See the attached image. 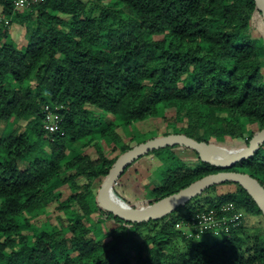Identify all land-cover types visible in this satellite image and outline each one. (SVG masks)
<instances>
[{"label":"trees","instance_id":"16d2710c","mask_svg":"<svg viewBox=\"0 0 264 264\" xmlns=\"http://www.w3.org/2000/svg\"><path fill=\"white\" fill-rule=\"evenodd\" d=\"M0 9V264H264V235L249 236L243 223L263 216L236 183L156 221L132 222L97 204L110 169L132 148L118 128L157 119L160 137L184 135L226 154L264 130V19L254 0H46L23 18L31 23L18 42L8 29L12 2L0 0ZM47 107L61 122L45 138ZM171 147L145 155H163L166 170L149 199L131 206L150 209L223 171L193 150L194 168H172ZM225 171L264 188V144ZM229 204L244 214L229 237L175 242L177 221L230 216L221 211Z\"/></svg>","mask_w":264,"mask_h":264},{"label":"water","instance_id":"95a60500","mask_svg":"<svg viewBox=\"0 0 264 264\" xmlns=\"http://www.w3.org/2000/svg\"><path fill=\"white\" fill-rule=\"evenodd\" d=\"M257 9L264 19V0H254ZM264 144V130L259 131L249 142L248 146L240 152L226 154L210 147L204 142H196L180 134H171L160 138L145 141L132 147L129 151L121 155L110 169L106 179L100 187L97 204L105 210H112L122 217L132 222H148L162 219L188 202L201 195L207 189L219 184L232 182L241 186L257 205L264 217V188L251 176L232 171H225L234 165L250 158ZM184 146L193 150L199 160L223 171L198 180L188 187L169 195L156 202L150 209H136L121 198L114 190L117 179L126 168L138 158L149 152L167 146ZM211 152H216L220 157L213 156Z\"/></svg>","mask_w":264,"mask_h":264},{"label":"rangeland","instance_id":"374dc122","mask_svg":"<svg viewBox=\"0 0 264 264\" xmlns=\"http://www.w3.org/2000/svg\"><path fill=\"white\" fill-rule=\"evenodd\" d=\"M31 11L32 9L30 8H18L15 15L16 23H11V25L8 27L10 36L17 42L22 39V36L25 33L26 25L31 23V20L26 21L27 19H23L29 16ZM38 14V12H35L32 14L33 16L31 18H35L38 16ZM5 22L7 23L8 21L6 20ZM108 119L109 121L112 120L111 117H108ZM112 121H114L116 125L121 124L119 120L113 119ZM49 122L53 123V118H50ZM22 124L24 123H21L20 125ZM164 131V124L161 122V120L157 119H149L145 122L136 123L132 126H129L128 128L117 129L118 135L120 136L121 140L124 141L123 143L129 145L130 147H134L137 145V143L142 141L159 138ZM49 134L50 133L46 132L44 137L46 138ZM109 149L110 146L108 147L105 145L107 155L111 154H109ZM87 152L94 155L93 149H88ZM171 152L177 159L175 162L170 163L172 168L173 166L177 165L194 168L198 164V158L196 154L184 146H173L171 147ZM117 155L118 151L112 153L111 157H115ZM162 157L163 155L154 157L144 155L131 163L127 167L128 169L126 168L127 170L123 172L122 175L117 179V182L114 186L115 192H117V194L127 203L136 207H141L145 200L149 199L151 192L161 183L162 173L166 170L161 162ZM18 166L21 170H24L27 168L28 164L26 162L20 161L18 162ZM96 191L97 190H95V192ZM218 191H221L220 188H218ZM205 201L206 200L204 199L202 202H200V205H203ZM201 213L202 212L193 214L186 219L184 217L183 219L176 222L174 229L180 240L175 242L178 245L183 243L197 242H206L209 245H213L214 243L221 241L224 237V234L226 235L225 229H223L221 232L216 231V227L218 226L214 223H209L206 226L196 225V221L194 219L198 214L200 215ZM239 215L242 217L244 214L243 212H240ZM51 222L53 225L59 224L58 220L54 218L51 220ZM243 223L245 226L244 232L249 236L257 237L264 235V217L244 216ZM102 230L106 232L107 229L103 227ZM205 231H208V233H204ZM222 232L224 234H222ZM99 236H102L105 242L110 240V238L105 234H98V237ZM166 251L170 253L172 249L166 248Z\"/></svg>","mask_w":264,"mask_h":264},{"label":"built area","instance_id":"2783aa9c","mask_svg":"<svg viewBox=\"0 0 264 264\" xmlns=\"http://www.w3.org/2000/svg\"><path fill=\"white\" fill-rule=\"evenodd\" d=\"M14 6V9L17 11L18 8H32L34 6H37L41 3H44L46 0H10ZM50 118H53V123H50ZM61 122V116L59 113H57L56 108L53 110L46 108V117L43 121V128L46 132L53 134L54 132L59 130V124ZM221 211H224L226 213H231L230 216H218L217 212L211 211V212H202L200 215L198 214L196 218L194 219L196 221V225H203L206 226L209 223H214L218 227H216V231H223L225 229L226 235L224 234V237H229L231 234V230L233 228H237L241 224V216L239 213L234 212V208L232 204H229L228 206H223L221 208ZM204 233H208V231H205ZM223 237V238H224Z\"/></svg>","mask_w":264,"mask_h":264},{"label":"bare ground","instance_id":"6f19581e","mask_svg":"<svg viewBox=\"0 0 264 264\" xmlns=\"http://www.w3.org/2000/svg\"><path fill=\"white\" fill-rule=\"evenodd\" d=\"M213 156H216V157H220L221 155H219L218 153L216 152H211Z\"/></svg>","mask_w":264,"mask_h":264}]
</instances>
